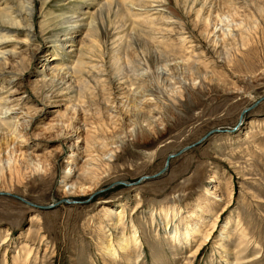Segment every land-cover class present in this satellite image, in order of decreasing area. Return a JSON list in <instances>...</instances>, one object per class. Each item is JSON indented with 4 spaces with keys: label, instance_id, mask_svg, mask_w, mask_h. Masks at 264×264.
Wrapping results in <instances>:
<instances>
[{
    "label": "rangeland",
    "instance_id": "obj_1",
    "mask_svg": "<svg viewBox=\"0 0 264 264\" xmlns=\"http://www.w3.org/2000/svg\"><path fill=\"white\" fill-rule=\"evenodd\" d=\"M146 1L33 0L34 43L16 30L3 44L0 264H264V100L249 109L264 97V0ZM64 12L100 31L64 37ZM55 66L72 80L60 90ZM212 130L161 176L115 185ZM132 233L126 257L115 239Z\"/></svg>",
    "mask_w": 264,
    "mask_h": 264
},
{
    "label": "bare ground",
    "instance_id": "obj_2",
    "mask_svg": "<svg viewBox=\"0 0 264 264\" xmlns=\"http://www.w3.org/2000/svg\"><path fill=\"white\" fill-rule=\"evenodd\" d=\"M48 1H50V0H43L42 6L47 5ZM84 1H88V0H84ZM78 2H79V0H78ZM78 2H76V3H78ZM155 2L154 1L149 2V4L153 5V3H155ZM196 2H197V0H193L192 6ZM71 3L72 2L70 1V4ZM125 6L128 7L127 11L130 14L133 13V15H134V12H132L133 8L136 9L137 7H135V5L132 3V1H127ZM33 14H34L33 0H3L2 8H0V74L3 72V69H5V67L7 66V63H6L7 57H8L7 55H9L10 58L15 56V53H7V51L6 52L1 51L3 44H5V42H7V39H9L10 34H12L16 30H23L25 32V34L28 35L30 42L34 43V40H32V34H31L34 31L33 30V24H32ZM81 14H84L82 16H86V17L82 18V16L77 15V13L73 14L71 12L70 13L64 12L62 14H59L55 18V19H58V21L55 22L53 26L55 28L61 29L64 33V37L70 36L79 27L86 29V31L87 30L88 31L93 30V31H98V32L100 31L99 28H101V27L96 25L94 18H93V15H91V14L86 15L87 14L86 12H82ZM82 22H84V23H82ZM85 22H86V24H85ZM107 35L108 36L112 35V33H110V34L107 33ZM55 39H58V38H55ZM29 51H30L31 57L33 59L35 54H37L38 47L29 49ZM63 73H64V70L62 68L57 67V66L50 69V75H49L50 84L52 85V84H55L57 81H59V83L57 84L59 86L58 90H60V88L66 84L69 85V83L72 81V80H70V81L66 82L65 78L64 79L62 78ZM48 87H49V90H52L54 88V87H50V85ZM11 95H12V93H11ZM137 95L138 94H134L135 97ZM136 98H135V100L134 99L132 100L133 105L137 104ZM9 102H10L9 96L5 95L4 97H2L0 99V106L2 105L1 109H0V119H1L0 125L1 126H5L2 124H4L6 122L7 118H5V116H6V114H8L7 112H3V105H6ZM113 107H110V110H112ZM9 109L10 108H7V110H9ZM32 113H34V112H32ZM117 114H120V112H117ZM2 116H4V118ZM2 118H3V120H2ZM30 119H31V117H30ZM21 122L26 123V125H28V126L30 124L29 122H26L23 119L21 120ZM22 126H24V125H22ZM28 126H25L26 129ZM17 127H18V125H15V127L13 126V128H12L13 132L12 133L15 134ZM16 133H18V132L16 131ZM18 134H20V133H18ZM213 182L216 183L217 181L213 180ZM104 210L106 212L107 217H109L110 220H112L111 218H113L117 222V224L122 223V219H123V218H121L122 217L121 216L122 211L119 208H110V207L106 208L105 207ZM112 226L114 227L113 228L114 230L117 229V227L114 226L113 224H112ZM132 230H134L133 227H132ZM131 232H133V231H131ZM172 234H174V235H172L171 238L175 239L176 231H174V233H172ZM115 244L117 246V251L120 250L121 253L124 254L126 257H130V253H131L132 248L134 249V251H136V253H138V254L140 253V251H139L140 245H139L134 233H132V235L130 236V238L128 240L125 239L123 234L119 235L115 239ZM101 248H102V251L105 254H107L109 257L111 255V253H112L111 257L115 256V252H114L115 249H113L109 243H107L106 245H103Z\"/></svg>",
    "mask_w": 264,
    "mask_h": 264
},
{
    "label": "water",
    "instance_id": "obj_3",
    "mask_svg": "<svg viewBox=\"0 0 264 264\" xmlns=\"http://www.w3.org/2000/svg\"><path fill=\"white\" fill-rule=\"evenodd\" d=\"M263 100H264V97H262L261 99H259L258 101H256L254 104H252V106H251L249 109H253V108H255V107L259 104V102H261V101H263ZM247 111H248L247 109L243 110V111L241 112V114H240V118H242V115H243L245 112H247ZM237 126H238V125H237ZM237 126H236V127H237ZM235 129H236V128H234L233 131H235ZM233 131H231V132H233ZM216 132H218V130H212V131L208 132V133H207L202 139H200L196 144L191 145V146H188V147H184V148H182L180 151H178L176 154L169 155V156L166 158L165 162H164V166H163V168H162L157 174H155V175H153V176H151V177H141V178H139L134 184H128V183H126V182H119V183H116L115 185H121V186H127V187H129V186H132V185H139L140 183H142V182L145 181V180L154 179V178H157V177L161 176L163 173H165V172L167 171V168H168V165H169V162H170L171 159L176 158V157L182 155L184 152H186V151L190 150L191 148H193L194 146L200 144V143L203 142L207 137L211 136L212 134H214V133H216ZM0 195H4V194H0ZM5 196L11 197V198H13V199H15V200H18L19 202H22L23 204H25V205H27V206H30V207H32V208H38V209H40V210H49V209H52V208H54V207H56V206L63 205V204H64V205H76V204H77V203L74 202V201L67 200V199H63V200H60L59 202H57V203H55V204H53V205H50V206H46V207H38V206H35V205L31 204V203H28L27 201H25V200H23V199H21V198H19V197H16V196H13V195H6V194H5ZM91 197H92V196H90L89 200L91 199Z\"/></svg>",
    "mask_w": 264,
    "mask_h": 264
}]
</instances>
